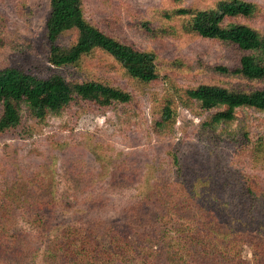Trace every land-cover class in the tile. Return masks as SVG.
<instances>
[{
  "label": "trees",
  "instance_id": "16d2710c",
  "mask_svg": "<svg viewBox=\"0 0 264 264\" xmlns=\"http://www.w3.org/2000/svg\"><path fill=\"white\" fill-rule=\"evenodd\" d=\"M48 3L45 41L52 67L45 75L0 69V141L31 139L48 114L131 106L135 97L124 88L90 79L69 82L63 75L61 68H78L101 52L139 85L163 92L154 133L172 135L182 108L200 120L195 137L219 165L210 162L206 172L195 173L189 167L193 158L178 143L165 151L153 184L144 180L143 170L137 183L124 177L118 189L113 179L77 184L68 201L63 196L39 198L14 207L1 198L0 264H35L40 256L45 264H264V136L252 137L242 124L228 129L239 109L264 112V89L255 87L264 84V32L247 23L259 8L242 0H219L206 8L157 11L130 27L150 42L188 37L218 44L236 55L230 66L201 59L194 65L182 59L162 61L155 51L137 47L119 27L106 30L89 20L83 0ZM109 20L116 27L117 21ZM6 29L7 19L0 13V48ZM68 32H75L76 40L66 46L61 39ZM187 68L245 86H180L166 74ZM174 185L182 186L184 207L201 212L202 220L184 218L175 209ZM119 189L125 194H116ZM244 248L251 262L242 256Z\"/></svg>",
  "mask_w": 264,
  "mask_h": 264
},
{
  "label": "rangeland",
  "instance_id": "374dc122",
  "mask_svg": "<svg viewBox=\"0 0 264 264\" xmlns=\"http://www.w3.org/2000/svg\"><path fill=\"white\" fill-rule=\"evenodd\" d=\"M217 1L219 0H83L89 20L106 30L119 27L118 31L137 47L155 51L162 61L182 59L194 65L195 61L201 59L209 65L232 66L236 55L218 44L188 37L182 40L150 42L130 29L139 19H151L157 11L206 8ZM242 1L259 8L257 15L247 23L263 33L264 0ZM48 5V0H0V13L7 19L3 46L0 48V69L18 67L45 75L47 68L52 67L47 62L48 46L45 41ZM108 18L117 21L116 27L110 25V20L107 22ZM75 40L76 33L68 32L63 35L61 44L69 46ZM61 71L69 82L90 79L124 88L135 97V101L126 107L113 105L104 112L92 109L76 115L68 112L60 116L48 114L42 127L31 139L24 142L1 140L0 206L1 198L13 202L14 207L39 198L63 196L68 201L77 184L95 185L100 180H116L119 184L112 185L118 189L120 184L124 185L120 183L124 181V177H130L134 184L137 183L139 179L136 177L139 178L143 170L147 175L144 180H153L155 171L161 172L162 167L158 164L163 161L165 151L178 143L193 158L189 167L195 173L206 172L212 163L219 165L214 157L206 156L209 148L195 137L200 120L182 108L177 110L172 135L154 133L151 128L154 115L162 105L159 93L163 92H154L152 88L139 85L101 52L84 59L78 68L69 66L61 68ZM166 74L171 78L175 77L180 86L212 82L228 83L227 86L237 88L245 86L239 80L203 73L201 70L193 73L189 68ZM255 87L264 89V84H256ZM237 119L228 125L230 132L242 124L252 137L264 136V112L239 109ZM155 180L151 183L156 182ZM174 190H177L174 200L178 204L175 209H179L184 218L202 220L201 212L185 208V203L182 204L185 200L182 186L174 185ZM116 194L125 192L119 189ZM116 194L114 196L118 197ZM17 221L22 224L21 218ZM242 256L252 261L247 248H244ZM35 264H45L43 257H38Z\"/></svg>",
  "mask_w": 264,
  "mask_h": 264
}]
</instances>
